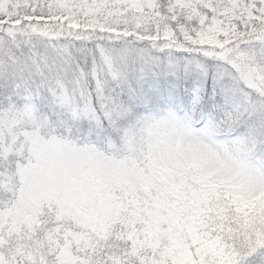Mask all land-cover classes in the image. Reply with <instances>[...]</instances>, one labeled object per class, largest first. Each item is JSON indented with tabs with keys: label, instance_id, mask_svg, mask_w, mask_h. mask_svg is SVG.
Masks as SVG:
<instances>
[{
	"label": "snow or ice",
	"instance_id": "6c2138e0",
	"mask_svg": "<svg viewBox=\"0 0 264 264\" xmlns=\"http://www.w3.org/2000/svg\"><path fill=\"white\" fill-rule=\"evenodd\" d=\"M0 264H264V0H0Z\"/></svg>",
	"mask_w": 264,
	"mask_h": 264
}]
</instances>
